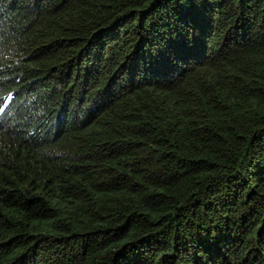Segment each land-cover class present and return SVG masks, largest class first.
<instances>
[{"label": "trees", "instance_id": "obj_1", "mask_svg": "<svg viewBox=\"0 0 264 264\" xmlns=\"http://www.w3.org/2000/svg\"><path fill=\"white\" fill-rule=\"evenodd\" d=\"M4 99L0 264H264V0H0Z\"/></svg>", "mask_w": 264, "mask_h": 264}, {"label": "clouds", "instance_id": "obj_2", "mask_svg": "<svg viewBox=\"0 0 264 264\" xmlns=\"http://www.w3.org/2000/svg\"><path fill=\"white\" fill-rule=\"evenodd\" d=\"M163 95L166 96L167 94L163 93ZM158 99L159 98L158 96H156V93L152 95L153 114L157 118H161V116H159V107H161V105H158ZM7 100L8 99H4L3 103L0 104V111L2 110L3 106L7 104ZM168 102H173L174 105V101L171 99L170 96ZM44 154L45 153L40 148L29 143L28 141L18 140L13 143L10 154V162L12 167L11 182L14 190L20 191L22 190V188L27 187L31 173L33 171L40 170L42 166L46 163L47 158L46 154ZM27 162H29L30 164H27ZM23 171L24 173H26L25 176H20L19 172Z\"/></svg>", "mask_w": 264, "mask_h": 264}, {"label": "rangeland", "instance_id": "obj_3", "mask_svg": "<svg viewBox=\"0 0 264 264\" xmlns=\"http://www.w3.org/2000/svg\"><path fill=\"white\" fill-rule=\"evenodd\" d=\"M156 96H158V105H161V107H159V111H160V115L161 117L168 115L167 113L169 112V110H171V108H173V102H168L169 101V96H165L163 95V90H159L158 91V95L156 94ZM25 153V152H23ZM30 156V155H27ZM27 164H30L29 162H27ZM30 168V167H29ZM20 176H25L26 173L23 172H19ZM18 186V185H17Z\"/></svg>", "mask_w": 264, "mask_h": 264}]
</instances>
